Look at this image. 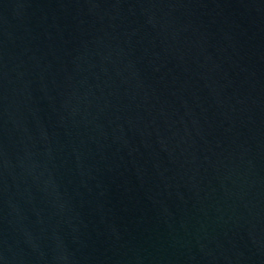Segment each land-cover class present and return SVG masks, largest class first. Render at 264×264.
I'll list each match as a JSON object with an SVG mask.
<instances>
[{
  "label": "water",
  "instance_id": "95a60500",
  "mask_svg": "<svg viewBox=\"0 0 264 264\" xmlns=\"http://www.w3.org/2000/svg\"><path fill=\"white\" fill-rule=\"evenodd\" d=\"M0 264H264V0H0Z\"/></svg>",
  "mask_w": 264,
  "mask_h": 264
}]
</instances>
